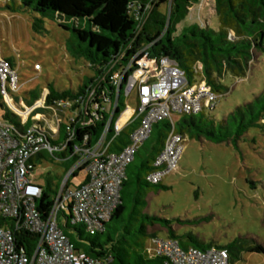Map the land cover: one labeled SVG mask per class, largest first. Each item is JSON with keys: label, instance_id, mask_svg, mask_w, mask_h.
I'll return each instance as SVG.
<instances>
[{"label": "trees", "instance_id": "obj_1", "mask_svg": "<svg viewBox=\"0 0 264 264\" xmlns=\"http://www.w3.org/2000/svg\"><path fill=\"white\" fill-rule=\"evenodd\" d=\"M18 1L17 8L7 4V9L35 13L33 29L37 33L47 32L46 20L57 21L60 27L74 33L77 41L72 52L77 58L85 59L94 72L77 90H59L50 85L46 91L45 104L46 107L55 109L36 112L45 113L48 117L52 115L54 120L57 113L62 120L59 140L53 142L54 144L68 140L70 137L68 128L74 129V137L63 152L51 155L45 151L57 161L71 160L73 167L79 157L74 153V146L97 145L110 119L112 118L114 124L125 109L127 99L124 87L117 93L111 76L122 65H127L143 48L149 47L148 51L152 58L170 57L176 60L185 71L190 84L206 81L221 95L228 91L223 84L227 75L245 78L255 60V53L264 55V0H213L212 9L219 19V28L210 27V21L206 20L204 26L196 24L184 27L181 34H177L178 26L189 13L194 4L193 0H174L170 16L155 10L141 28L136 16L130 11V5L135 2L145 4L150 0ZM94 89L93 101L89 104L85 117L77 118L70 126L67 125L70 119L68 111L55 112L60 102L71 103L70 110L75 111L79 107L77 101L82 97L87 98L88 93ZM30 95L32 98L27 100L29 107L42 99L36 91H31ZM116 102L117 107L112 117V112L107 111L108 105L113 107ZM96 106H99L100 110L93 115ZM0 108H5L1 95ZM214 110L182 117L175 126L176 132L184 138H206L214 143H223L234 136L240 138L251 128L264 126V92L243 108L238 107L236 113L229 115L222 122L207 114ZM10 115H6L5 119L20 126ZM79 120H84L86 124L84 126L78 124ZM232 122L236 124L234 131H231ZM32 123L33 120L29 121L28 126ZM136 127L137 124L133 123L116 136L112 125L106 137V143L110 144L109 152L116 153L127 146ZM218 128L220 131H217ZM172 130L173 127L168 121L154 125L150 138L127 168L120 203L102 230L92 235L84 225H72L71 206L70 215L61 213L65 217L61 222V228L74 243L76 250L104 264H164V258L152 256L145 245L148 239L153 241L158 238L156 234L149 233V227L160 224L168 228V239L177 241L184 250L196 248L205 251L212 247L223 248L229 252L231 264L241 260L244 252L264 254V247L253 240L237 239L226 246H213L201 243L193 235L178 236L170 227L169 221L144 213L147 207L145 196L163 188L161 184L149 183L147 176L154 172V162L163 151ZM141 150H144V153H141ZM43 153L34 159L35 163ZM137 157L140 159L138 165ZM80 172H83V169L75 172L71 179L77 178ZM71 179L68 187L72 189L81 186L88 177L86 175L85 180L79 183H71ZM42 188L43 195L37 202L38 208L48 217L59 190L52 199L49 193L51 187ZM132 226L136 228L132 229ZM109 227L113 228L112 231ZM135 232H141L142 237H135L134 240L126 237L130 234L134 236ZM36 241L35 235L26 233L21 237L20 244L29 251Z\"/></svg>", "mask_w": 264, "mask_h": 264}, {"label": "built area", "instance_id": "obj_2", "mask_svg": "<svg viewBox=\"0 0 264 264\" xmlns=\"http://www.w3.org/2000/svg\"><path fill=\"white\" fill-rule=\"evenodd\" d=\"M173 1L135 2L130 5V11L141 28L155 10L160 11L161 6L169 8L165 14L170 16ZM204 1H200L201 7ZM201 24L204 26V21ZM148 49L143 48L111 76L117 93L124 87L126 99L135 98V107L126 104L114 124L111 118L97 145L74 146L78 161L63 181L55 205L46 217L38 208L37 202L42 198L43 188L33 179L36 167L34 159L45 151L51 155L63 152L75 132L69 127V139L59 144L53 143L59 140L62 120L56 113L55 124H52V115L48 117L45 113H36L38 110L55 109L46 107V93L31 107L26 105L20 108V103L17 106L14 104V96L22 88L19 67L15 60L3 56L0 46V95L4 107L12 109L21 118L18 121L21 127L6 119L0 120V264H104L76 250L61 228V213H66V208L69 210L71 206L72 225L82 224L92 235L102 230L120 203L127 168L150 138L155 124L168 121L173 130L155 160L154 172L147 176V181L153 185L161 184L166 176L179 168L185 151V138L176 132L178 122L175 118L214 110L222 95L206 81L190 84L176 60L170 57L152 58ZM35 69L40 70V65H35ZM94 94L95 89L88 93L87 98H80L75 111L70 110L71 103L60 102L55 112L68 111L70 119L67 125L70 126L77 118L85 117ZM111 107L108 105L107 111L112 112L113 117L117 102L112 111ZM98 110L100 108L96 106L92 114L95 115ZM127 112H130L129 116L122 121ZM31 120L33 123L28 126ZM79 123L82 126L86 124L84 120H79ZM133 123L137 127L131 134L129 144L121 151L109 152L110 144L106 143V137L111 126L117 136ZM79 169H83L88 180L71 189L68 187L71 176ZM26 233L37 238L29 251L20 244L21 237ZM152 242V256H161L164 264H231L229 252L223 248L184 250L172 239L157 238ZM148 251L150 253L151 250L148 248Z\"/></svg>", "mask_w": 264, "mask_h": 264}, {"label": "rangeland", "instance_id": "obj_3", "mask_svg": "<svg viewBox=\"0 0 264 264\" xmlns=\"http://www.w3.org/2000/svg\"><path fill=\"white\" fill-rule=\"evenodd\" d=\"M193 1L189 13L178 26L177 34H181L186 26H202L201 21L206 24V20L210 21V27L218 29L219 19L212 9L214 1L205 0L202 7L201 2ZM7 4L17 8L19 1L0 0L2 54L17 62L22 85L15 94L16 106L19 101L20 108H24L27 100L32 98L31 91H36L43 98L50 85L59 90H77L93 75L89 63L72 52L77 41L74 33L52 20H46L47 32L37 33L33 29L35 13L11 11ZM160 11L168 13L169 8L164 5ZM37 64L40 70L35 69ZM223 84L228 91L221 96L215 110L207 113L221 122L236 113L238 107L243 108L263 94L264 55L255 53V60L245 78L227 75ZM126 104L135 107V98L127 99ZM129 114L127 112L122 121ZM6 115L17 121L21 119L12 109L0 108V120H4ZM181 120L182 117L175 118L176 122ZM51 123L55 124L54 119ZM230 126L234 131L236 124L232 122ZM184 147L179 168L164 178L163 188L145 196L147 207L144 213L169 221L176 235H193L208 245L226 246L241 239L253 240L264 247V126L251 128L240 138L234 136L223 143H214L206 138H186ZM139 160L137 157L136 165ZM72 167L71 160L57 161L44 152L36 163L33 179L42 187H51L49 193L53 199L57 190L60 193ZM85 177V173L80 172L77 178L71 179V183H79ZM66 214L70 215L68 208ZM61 218L65 219L63 214ZM112 229L109 227L110 231ZM149 233L156 234L161 240L169 238L168 228L160 224L149 227ZM126 237L134 240L142 235L135 232L134 236ZM145 245L152 255L154 245L151 239ZM235 264H264V254L244 252Z\"/></svg>", "mask_w": 264, "mask_h": 264}, {"label": "crops", "instance_id": "obj_4", "mask_svg": "<svg viewBox=\"0 0 264 264\" xmlns=\"http://www.w3.org/2000/svg\"><path fill=\"white\" fill-rule=\"evenodd\" d=\"M186 139V138H185Z\"/></svg>", "mask_w": 264, "mask_h": 264}]
</instances>
